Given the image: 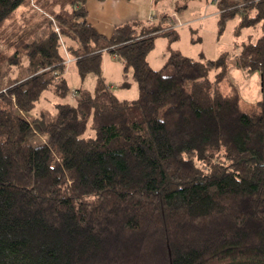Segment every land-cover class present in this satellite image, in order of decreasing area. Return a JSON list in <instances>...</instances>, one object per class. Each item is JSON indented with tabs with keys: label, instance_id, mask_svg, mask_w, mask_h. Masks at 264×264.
<instances>
[{
	"label": "trees",
	"instance_id": "16d2710c",
	"mask_svg": "<svg viewBox=\"0 0 264 264\" xmlns=\"http://www.w3.org/2000/svg\"><path fill=\"white\" fill-rule=\"evenodd\" d=\"M29 1L0 0V28ZM213 1L219 34L237 16L235 33L260 31L234 55L260 78L250 109L236 85L222 90L227 52L175 50L154 69L156 38L176 29L134 21L107 37L85 0L6 56L26 69L5 82L0 67V264H264V0ZM105 52L122 86L132 69L135 99L109 86ZM72 63L93 90L72 89Z\"/></svg>",
	"mask_w": 264,
	"mask_h": 264
},
{
	"label": "rangeland",
	"instance_id": "374dc122",
	"mask_svg": "<svg viewBox=\"0 0 264 264\" xmlns=\"http://www.w3.org/2000/svg\"><path fill=\"white\" fill-rule=\"evenodd\" d=\"M160 1L156 6L155 12L169 14L171 25L179 29L178 39L171 41L169 38L157 37L154 48L147 55V60L154 69H161L166 64L167 60L161 56L163 53L169 56L172 51L178 49L187 56L198 60H205L208 58H217L221 54L227 52L230 60L229 76L221 82V87L224 93L228 92L232 84L236 85L243 96V106L245 109H250L260 98L261 82L258 74L249 75L236 65L234 66V55H238L241 50L242 43L252 39L257 41L260 31L258 28H242L240 32H236V27L240 22V17L237 16L229 21L223 31L218 32V8L213 0H166ZM75 0H30L23 3L17 10L9 17L3 27L0 28V67L2 70L5 82L20 77L26 66L23 64L20 67L16 65L11 67L8 61L5 60L8 54L14 53L21 49L24 42H31L35 39L45 36L50 29V16L64 13L71 14L75 8ZM171 6V8H170ZM173 11V12H172ZM155 16V15H154ZM168 17V19H169ZM146 24H153L149 20ZM57 29V28H56ZM249 35H251L249 37ZM64 40L67 41L66 35L63 34ZM10 39V40H9ZM11 44H8L10 43ZM110 53L106 52L104 56L105 65L108 68V79L116 80V73L110 69V64L119 66L117 73L123 67L117 60L113 61ZM113 61V62H112ZM71 72L69 79L72 89L74 87H86L91 90L95 86V77L93 74L87 76L82 81L78 75L75 65H70ZM123 73V71H122ZM216 71L211 72L213 76ZM127 74H132V69H129ZM119 82V81H118ZM113 91L124 99L132 100L138 95L137 84L130 79L128 87L115 83ZM72 100V99H71ZM51 105V104H50ZM47 107V104H44ZM49 109V108H48Z\"/></svg>",
	"mask_w": 264,
	"mask_h": 264
},
{
	"label": "crops",
	"instance_id": "0c3cea01",
	"mask_svg": "<svg viewBox=\"0 0 264 264\" xmlns=\"http://www.w3.org/2000/svg\"><path fill=\"white\" fill-rule=\"evenodd\" d=\"M163 1H165L166 7H167L168 2L166 0H163ZM160 3L156 2V0H85V6L88 12L87 13L88 22L95 29H97L100 33L104 34L107 37H110L113 34L115 27L122 25L124 23H127V22H134V21L145 22L149 20L150 22H154L153 24L162 23L163 25H171V22L169 21L171 16L169 14L161 13L160 15L157 12H155L156 6L159 5ZM174 26H177V24ZM174 26L171 25L172 28L176 29L178 33V37H179V29L175 28ZM160 37L164 38V36H160ZM175 50L179 51L176 48ZM105 54L106 52L103 55V72H104V75L106 77V80L109 86L111 88H114L115 83L122 85L123 80H124L123 73H122L123 67H121L119 70V73H117L120 65L116 69V66L118 63L116 65H113V63H111L110 69L114 71L113 73H116L117 75L116 79L119 82L116 80L108 79L107 77L108 68L106 67L105 60H104ZM109 56L113 61L117 60L119 64H121L122 66L124 65L123 62L119 60L115 55L111 54ZM161 56H163V58L166 60L169 57L165 53H163ZM70 72H71V69L69 65L66 71V75L68 78H69L68 75ZM130 77L131 75L127 79L130 80L131 79ZM118 97L121 98L119 95ZM121 99H124V98H121Z\"/></svg>",
	"mask_w": 264,
	"mask_h": 264
},
{
	"label": "built area",
	"instance_id": "2783aa9c",
	"mask_svg": "<svg viewBox=\"0 0 264 264\" xmlns=\"http://www.w3.org/2000/svg\"><path fill=\"white\" fill-rule=\"evenodd\" d=\"M151 20H153V19H151ZM63 49H64L65 54H66V57H67V59H66L67 63L71 62V61H72V58H71V56L69 55L68 50H67V48H66V46H65L64 43H63Z\"/></svg>",
	"mask_w": 264,
	"mask_h": 264
}]
</instances>
